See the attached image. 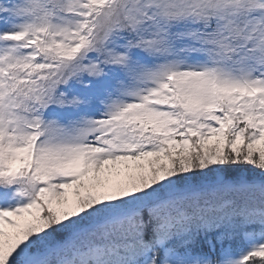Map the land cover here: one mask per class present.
Masks as SVG:
<instances>
[{
  "label": "snow or ice",
  "instance_id": "snow-or-ice-1",
  "mask_svg": "<svg viewBox=\"0 0 264 264\" xmlns=\"http://www.w3.org/2000/svg\"><path fill=\"white\" fill-rule=\"evenodd\" d=\"M0 264H264V0H0Z\"/></svg>",
  "mask_w": 264,
  "mask_h": 264
}]
</instances>
